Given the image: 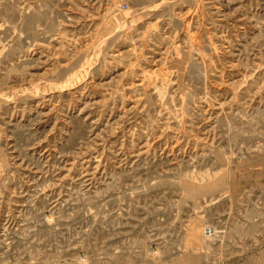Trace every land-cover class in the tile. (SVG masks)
<instances>
[{
  "label": "rangeland",
  "instance_id": "374dc122",
  "mask_svg": "<svg viewBox=\"0 0 264 264\" xmlns=\"http://www.w3.org/2000/svg\"><path fill=\"white\" fill-rule=\"evenodd\" d=\"M0 264H264V0H0Z\"/></svg>",
  "mask_w": 264,
  "mask_h": 264
},
{
  "label": "bare ground",
  "instance_id": "6f19581e",
  "mask_svg": "<svg viewBox=\"0 0 264 264\" xmlns=\"http://www.w3.org/2000/svg\"><path fill=\"white\" fill-rule=\"evenodd\" d=\"M205 233H206L207 235H211V234H213V231H212L211 229H207V230L205 231Z\"/></svg>",
  "mask_w": 264,
  "mask_h": 264
}]
</instances>
